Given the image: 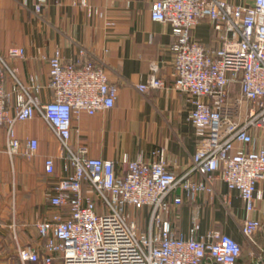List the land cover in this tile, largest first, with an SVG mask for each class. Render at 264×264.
<instances>
[{
	"label": "built area",
	"instance_id": "1",
	"mask_svg": "<svg viewBox=\"0 0 264 264\" xmlns=\"http://www.w3.org/2000/svg\"><path fill=\"white\" fill-rule=\"evenodd\" d=\"M34 9L40 10V2ZM150 17L172 26V83L190 95L188 118L200 137L181 174L168 167L162 147L152 151L151 161L142 153L135 158L124 153L115 161L70 144L73 117L112 107L118 94L101 65L82 59L83 49L68 62L59 49L49 56L47 85L53 94L45 101L32 94L39 84L30 77L29 86L21 85L16 68L7 62L23 57L24 48L0 52L5 152L28 160L35 156L37 139L29 137L22 146L14 123L39 112L58 137L66 169L71 168L53 183L54 212L36 222L43 251L38 245H18L21 264H236L242 247L230 234L215 229L199 234L200 225L193 222L188 235H176L164 217L182 203V194L192 199L212 194L217 173L244 201L247 215L240 231L256 244L254 234L263 223L248 213L263 198L257 183L264 179V144L257 147L252 129L264 130V0H152ZM201 20L216 33L215 47L191 33ZM7 75L13 80L11 90L5 88ZM136 86L140 91L164 86L156 65ZM54 165L53 156L44 157L46 173L52 174ZM254 264H262L261 259Z\"/></svg>",
	"mask_w": 264,
	"mask_h": 264
},
{
	"label": "crops",
	"instance_id": "2",
	"mask_svg": "<svg viewBox=\"0 0 264 264\" xmlns=\"http://www.w3.org/2000/svg\"><path fill=\"white\" fill-rule=\"evenodd\" d=\"M152 0H0V52L10 46L24 48L23 57L7 60L15 67L21 85L29 86L31 78L39 84L32 94L41 101L52 97L47 85L48 58L55 49L65 62L85 56L101 65L109 80L117 85L118 94L112 107L93 114L80 112L72 119L69 142L84 145L93 157L121 159L125 153L135 158L142 153L148 161L152 151L162 147L168 167L181 174L190 165L199 135L188 115L192 108L190 95L172 83L171 48L175 41L168 22L150 17ZM251 2V0H231ZM40 2V10L34 6ZM191 33L207 47H215L218 37L207 20H201ZM156 65L164 86L140 91ZM12 78L6 76L5 88L11 90ZM238 91V85L234 87ZM14 113L11 107L10 114ZM22 146L29 137L37 139L35 156L28 160L21 153L5 152V126L0 125V264H21L18 245H38L42 252L36 222L54 212L50 204L52 186L67 174L57 135L39 112L14 123ZM257 147L264 144V130L253 128ZM54 157V172L44 171L43 160ZM263 198L248 213L264 225V179L257 183ZM182 196V203L164 214L176 235H188L193 222L199 223V234L215 229L250 244L240 231L247 215L245 204L236 190H229L220 177L214 181L212 194L199 193L194 199ZM256 244L264 240L261 228ZM255 260L238 259L236 264H254ZM27 264H34L27 262Z\"/></svg>",
	"mask_w": 264,
	"mask_h": 264
},
{
	"label": "rangeland",
	"instance_id": "3",
	"mask_svg": "<svg viewBox=\"0 0 264 264\" xmlns=\"http://www.w3.org/2000/svg\"><path fill=\"white\" fill-rule=\"evenodd\" d=\"M264 229V225H263ZM261 228L255 232L254 238L259 237ZM242 252H241V259H245L248 261L256 260L257 258H260L262 261V264H264V240L262 242L257 244H241Z\"/></svg>",
	"mask_w": 264,
	"mask_h": 264
},
{
	"label": "water",
	"instance_id": "4",
	"mask_svg": "<svg viewBox=\"0 0 264 264\" xmlns=\"http://www.w3.org/2000/svg\"><path fill=\"white\" fill-rule=\"evenodd\" d=\"M263 260H264V258H263Z\"/></svg>",
	"mask_w": 264,
	"mask_h": 264
}]
</instances>
